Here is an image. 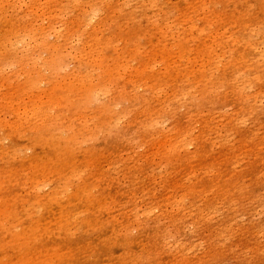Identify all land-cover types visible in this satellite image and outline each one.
<instances>
[{
  "label": "rangeland",
  "instance_id": "obj_1",
  "mask_svg": "<svg viewBox=\"0 0 264 264\" xmlns=\"http://www.w3.org/2000/svg\"><path fill=\"white\" fill-rule=\"evenodd\" d=\"M64 1L70 19L87 0ZM103 1L42 77L78 87L84 117L57 118L79 134L57 143L66 170L48 169L33 131L0 128L25 164L0 154V264H264V0ZM88 43L105 46L98 63L76 58ZM20 70L0 73V93L26 88L34 68ZM85 70L107 83L99 99H83ZM52 190L63 205L39 204Z\"/></svg>",
  "mask_w": 264,
  "mask_h": 264
},
{
  "label": "bare ground",
  "instance_id": "obj_2",
  "mask_svg": "<svg viewBox=\"0 0 264 264\" xmlns=\"http://www.w3.org/2000/svg\"><path fill=\"white\" fill-rule=\"evenodd\" d=\"M99 1L87 0L82 4L79 14L69 19L68 14L72 9L64 0H0V73L14 68L15 65L20 66V71L23 73L34 68L33 72L29 71L27 74V78L30 80L27 81L26 88L19 89L17 95L0 93V128L6 129L9 137L14 133L20 134V130L23 128L28 129V132L33 131L35 137H27L26 141L30 145L34 142L39 145L47 156L45 165H48V169H52L56 174H61L66 170L62 164L57 163L58 158L55 155L57 143L62 140L60 136H64L69 141L74 139L73 135H79L73 129V123H70V127L64 130L62 120L57 118H70L72 122L74 117L83 118L84 115L76 107L75 97L77 93L74 91H78V87L48 85L43 88L41 86L42 77L44 76V69L55 71L63 66L64 53L59 48L60 41L64 38H67L66 42L76 40L75 35L77 33L71 31L75 29L72 28V24H75L72 21H78L80 25L91 23L98 13ZM73 2L79 4L81 0H73ZM46 21H66V26L59 27L57 22L54 25L50 22V25L45 27ZM52 35L56 37L55 41L50 39ZM98 39L100 40V37ZM46 47H53L55 50L50 57H43L41 53L35 54V51H40ZM104 48L105 46L94 47L91 43L85 44L84 51L76 55V58L86 65L88 60L98 63L103 57ZM79 77L83 79L82 94L86 101H90L91 97L99 99L100 94L107 91L106 81L100 85L95 81L91 71H75L73 78ZM5 84L0 82V90L6 86ZM57 90L59 92H56ZM153 123L156 124V122ZM52 130H57L59 136L54 134ZM0 152V154L6 153L9 160L22 162L20 168L24 169V160L18 159L20 152L17 149H2L0 147ZM37 159L35 156L32 160L36 162ZM41 159L40 156L39 160ZM35 166L36 172L39 165L36 164ZM48 169L42 170L41 175L36 180L31 179V186L34 190H43L54 182L56 178L48 176L50 174ZM8 177L13 184L12 178H17L18 175L12 172ZM2 187L3 184L0 186V192L7 198L6 192L9 189L4 187L2 189ZM80 194V192L76 193L74 198L76 200L82 199ZM183 199L184 195L176 197L173 208L177 211L184 210ZM5 202L11 201L7 199ZM49 202H53L52 205H63V203L58 202V194L54 190L47 193L39 204ZM51 207L49 208L50 215H54Z\"/></svg>",
  "mask_w": 264,
  "mask_h": 264
}]
</instances>
